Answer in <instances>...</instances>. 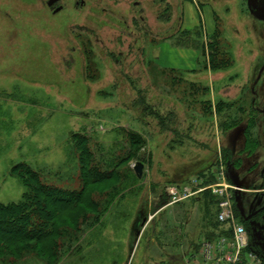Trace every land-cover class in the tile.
Masks as SVG:
<instances>
[{
	"label": "rangeland",
	"instance_id": "obj_1",
	"mask_svg": "<svg viewBox=\"0 0 264 264\" xmlns=\"http://www.w3.org/2000/svg\"><path fill=\"white\" fill-rule=\"evenodd\" d=\"M48 1L0 0V204L34 198L27 170L65 198L77 195L84 135L111 155L129 150L128 133L145 143L140 160L117 169L118 182L90 187L115 189L95 195L102 215L82 220L69 208L50 222L47 232L54 234L46 244L59 254L55 259L29 246L23 257L0 256V264H183L208 238L203 214L214 215L216 207L207 191L203 204L162 209L177 184L152 175L156 134L175 140L166 159L174 179L189 175L211 149L216 163L200 171L205 185L219 183L223 167L225 182L244 190L239 200L246 212L264 206V0H62L53 8L64 7L58 16ZM183 11L192 27L178 33ZM161 52L197 57L195 70H163L156 62ZM121 98L146 122L135 120ZM239 98L247 107L242 122L221 127L222 116L235 111L220 113L219 103ZM161 121L169 129L163 133ZM95 158L104 167L111 161ZM138 162L144 165L139 183L127 172ZM130 185L140 191L137 203L121 199ZM136 204L144 213L138 217Z\"/></svg>",
	"mask_w": 264,
	"mask_h": 264
},
{
	"label": "trees",
	"instance_id": "obj_2",
	"mask_svg": "<svg viewBox=\"0 0 264 264\" xmlns=\"http://www.w3.org/2000/svg\"><path fill=\"white\" fill-rule=\"evenodd\" d=\"M59 14H54V16H58ZM181 31L182 29L180 26L178 33H181ZM173 37L175 36L173 35ZM134 43L137 45L138 42H136L135 40ZM209 54H211V52ZM120 96L121 95H119V98ZM120 101L123 103V105L125 104L126 106H128L127 109L129 114L134 113L135 120L146 122V119H142L141 116L135 114L136 112L133 107V103L125 102L122 98ZM241 102L242 99L239 98L234 102L222 101L219 103L218 107L220 113L222 109L223 111L226 110L225 111L226 115H228L227 110H230L231 108L234 109L235 111L232 112L233 115L231 112H229V118H224L222 116L220 121L221 127L227 123L231 125L232 124L237 125V123L242 122L241 117L242 115L244 116L245 114L243 110H245L247 107H243L244 105L243 103L241 104ZM205 110H209V107H206ZM208 114L210 115L211 113L208 112ZM213 122L214 119H212L210 125L213 126ZM156 125H158V128L160 129L161 133L169 130L166 122L161 121ZM127 136L129 137L130 144L132 146L129 148V150H127V152L124 153V155H120L121 153L113 154V155H111L110 152H108V154L105 153L100 149V147H98V145H96L97 147H95L91 141V138H89L86 135H84L83 139H80L77 148L82 154L81 162H82L84 177H82L81 180L82 189L78 191L77 195L76 193L72 192V197L65 198V196H63L62 191L59 192V190L57 189L55 190V188L53 187L51 188L45 186L38 173L27 170L28 176L30 177V181L33 184H35V186L32 185L33 186L32 189L34 191V196H33L34 198L26 200L25 203L23 204H9L6 206L0 204V256H2V258L7 257L8 255L13 257L14 256L23 257L28 254V250L31 249L29 248L30 246L34 248V251H36L37 255L40 256V253L44 251L45 253L44 252L43 253L46 256L50 255L53 259H55L59 254L58 253L55 254L54 251H52L51 246L50 245L47 246L46 244L48 238L52 236L50 234H54V233H48L47 228L50 222H52L56 218V216H58L60 213L63 212L62 210L64 209L66 210L70 208L71 217L78 219H80L81 217L82 220H85V218L91 216V214L102 215L101 204L96 199L97 196L95 195L99 194L102 196L103 194L109 191H111L110 192L111 194L115 189L110 188L108 189L109 191L105 190V192H100V191L90 192L89 190L90 187L93 188V187L102 186L107 182H118L117 178L123 177V175L121 172L117 171V169L120 166L130 162L132 159H134L135 156H137L138 159L140 160L139 156L141 155H139V153L143 149L145 141L143 139L140 140V136H141L140 134L138 136L132 133H128ZM154 136L155 139H152L153 155L151 158L149 157V163L150 165L152 164L151 167L152 175L154 179L157 181H163L165 183L169 182L171 184L180 185L187 182L188 181L187 178L191 176L194 171L199 170L198 171L199 173L197 171L194 173L198 174L197 176H200L201 170H206L209 169L210 167L212 168L216 163L213 158L214 155L211 152L212 150L210 149L209 154L207 153L208 154L207 156L205 155L203 156L204 159L201 163H199L194 167H191L192 169H190L189 172L190 174L188 173L189 175H187L186 177L183 176V178H181L180 180L174 179L173 177L175 175L172 176V173L168 169H166L167 167L166 159H168L169 154H171L168 145L170 143L171 144L174 143L175 140H170L167 141L166 143L160 139L158 134ZM96 155L97 156L100 155L101 157L104 158H110L109 160L111 161L109 162V165L104 167L95 163ZM116 160L118 161L120 160L122 161V163L121 164L117 163L115 162ZM139 163L140 162H138V164ZM127 172L132 177H134L138 183L142 181V179H140L136 175L135 170L133 168L127 169ZM122 183H120L119 187H122L123 185ZM124 189L125 192L122 193L121 199H123L124 197L126 198L129 197L133 201H135V203H137L136 201L140 200L141 197H139L140 191L138 189V186L130 185V187ZM142 194H143V189H142ZM206 199H209V203L211 205L213 204V206L216 207V213L214 215L211 216L210 211L207 212V209L203 214V220L207 225L204 227H207L208 228L207 230H209L206 233V235L208 238H213L216 235L215 230L219 228V224L217 223V219H216L218 213V208H217L218 200L215 197L211 196V194L206 196ZM82 209H84V211ZM187 212L188 211H186V213ZM237 215H239L238 210H237ZM97 221H100V219H98ZM164 236L165 234L161 231V239H163ZM11 253L13 255H11ZM81 256L82 259L84 260L85 258L84 256L86 255H81Z\"/></svg>",
	"mask_w": 264,
	"mask_h": 264
},
{
	"label": "built area",
	"instance_id": "obj_3",
	"mask_svg": "<svg viewBox=\"0 0 264 264\" xmlns=\"http://www.w3.org/2000/svg\"><path fill=\"white\" fill-rule=\"evenodd\" d=\"M221 170L219 183L206 186L204 178L197 176L182 187L176 185L167 190L170 205L182 203L207 191H211L218 200L216 219L219 233L213 238L202 240L198 250L183 264H263L262 257L252 248L249 234L237 215L240 208L238 197L244 190L236 184H227L223 167Z\"/></svg>",
	"mask_w": 264,
	"mask_h": 264
},
{
	"label": "flooded vegetation",
	"instance_id": "obj_4",
	"mask_svg": "<svg viewBox=\"0 0 264 264\" xmlns=\"http://www.w3.org/2000/svg\"><path fill=\"white\" fill-rule=\"evenodd\" d=\"M51 1L53 0L47 2V6L53 14L64 10V7L62 5L57 9H53L54 6L60 4L62 0H57L53 5H50ZM262 110V114L264 115V106L262 107ZM242 131L245 132V129H243ZM236 161L237 163L242 162L240 159H237ZM237 163L234 162L233 167H236ZM239 207V220L244 225L249 234L252 248L255 249V251L258 252V254L262 257L264 264V206L256 210H249L248 212H246V210L240 204L239 200Z\"/></svg>",
	"mask_w": 264,
	"mask_h": 264
},
{
	"label": "crops",
	"instance_id": "obj_5",
	"mask_svg": "<svg viewBox=\"0 0 264 264\" xmlns=\"http://www.w3.org/2000/svg\"><path fill=\"white\" fill-rule=\"evenodd\" d=\"M188 1L189 2L192 1L196 5L194 0H188ZM198 8L200 9L199 6H198ZM183 16H184V18H183V24H182V28H181L182 31L187 30V29H191V27H192L191 21L189 20L187 12L183 11ZM152 52L154 55L158 53V51H156L155 47L152 48ZM184 56L185 57H169V55L167 53L161 52L159 54V56H157L158 58H157L156 62L162 68L164 66L163 70L164 69H171L173 71H176V70L194 71L195 70L194 69L195 68V62H196L197 57H195V56L194 57H187L185 54H184ZM167 63H171V65H169ZM201 196H202V194H199V195H197L191 199L186 200L184 203H180V204H176V205H170V204L164 203V206L162 207V209L163 208H164V210H166L168 208L172 209L173 207L174 208L176 207L177 209L185 208L188 203H191L192 205L203 204V203H201V201H202L200 198ZM143 205H144V203H143ZM143 205H142V207H143ZM138 210H139V208L137 205L135 217H138L140 214L143 213L142 211H140L141 209L139 210L140 212ZM172 217H176V216L174 215ZM145 218L147 219L148 217H145ZM151 219L154 220L155 218L153 217ZM173 221H174V219H173ZM155 232H157L156 225H154V233Z\"/></svg>",
	"mask_w": 264,
	"mask_h": 264
},
{
	"label": "water",
	"instance_id": "obj_6",
	"mask_svg": "<svg viewBox=\"0 0 264 264\" xmlns=\"http://www.w3.org/2000/svg\"><path fill=\"white\" fill-rule=\"evenodd\" d=\"M56 1H57V0H53V1H51V2H50V5H53L54 3H56ZM134 170H135L136 175H137L139 178H142V176H143V172H144V165H142V164L140 163L138 166H135V167H134ZM235 184L239 186L238 183H235ZM139 235H140V232L138 231V232L136 233V237H139Z\"/></svg>",
	"mask_w": 264,
	"mask_h": 264
}]
</instances>
